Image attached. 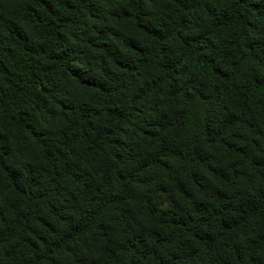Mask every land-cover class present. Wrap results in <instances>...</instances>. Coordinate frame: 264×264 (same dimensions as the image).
Instances as JSON below:
<instances>
[{"label":"trees","instance_id":"1","mask_svg":"<svg viewBox=\"0 0 264 264\" xmlns=\"http://www.w3.org/2000/svg\"><path fill=\"white\" fill-rule=\"evenodd\" d=\"M0 264H264V0H0Z\"/></svg>","mask_w":264,"mask_h":264}]
</instances>
